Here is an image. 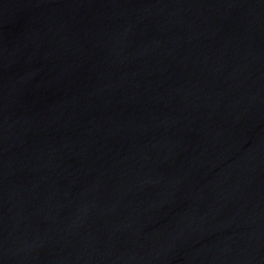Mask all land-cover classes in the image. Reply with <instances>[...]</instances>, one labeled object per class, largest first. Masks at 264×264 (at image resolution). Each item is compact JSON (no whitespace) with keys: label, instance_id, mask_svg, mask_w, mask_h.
Returning a JSON list of instances; mask_svg holds the SVG:
<instances>
[{"label":"water","instance_id":"95a60500","mask_svg":"<svg viewBox=\"0 0 264 264\" xmlns=\"http://www.w3.org/2000/svg\"><path fill=\"white\" fill-rule=\"evenodd\" d=\"M20 264H264V120L159 197Z\"/></svg>","mask_w":264,"mask_h":264}]
</instances>
